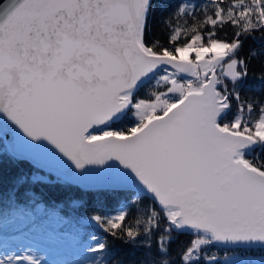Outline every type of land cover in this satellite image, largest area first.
Masks as SVG:
<instances>
[{
  "label": "snow or ice",
  "instance_id": "obj_1",
  "mask_svg": "<svg viewBox=\"0 0 264 264\" xmlns=\"http://www.w3.org/2000/svg\"><path fill=\"white\" fill-rule=\"evenodd\" d=\"M170 3L167 41L149 40ZM257 34L264 0H0V120L75 175L111 172L130 192L91 217L101 235L75 264H176L180 233L193 237L180 264H264V44L241 55ZM109 236L132 258L113 260ZM0 264L54 262L29 250Z\"/></svg>",
  "mask_w": 264,
  "mask_h": 264
},
{
  "label": "trees",
  "instance_id": "obj_2",
  "mask_svg": "<svg viewBox=\"0 0 264 264\" xmlns=\"http://www.w3.org/2000/svg\"><path fill=\"white\" fill-rule=\"evenodd\" d=\"M174 6V3H170L165 8L157 7L152 19L149 40L159 38L162 42L167 41L159 21L167 16ZM225 31L231 36V29ZM262 44L264 40L259 38V34L256 40L250 37L245 42L241 55L247 56L250 48H259ZM261 71V67L253 62L249 83L254 82V76ZM39 173L47 179L38 178ZM129 199V191H84L52 175L40 172L29 163L13 158L0 137V235L16 239L24 234L53 243L76 242L82 254L64 258L66 256L63 253L61 258L51 260L54 264H75L86 255H91L84 252V246L90 242L92 235H101V230L91 217L98 213L115 215L122 207L127 206ZM150 203L149 198H142V206ZM131 211L134 213L135 208ZM192 238L186 233L175 236L171 252L176 264H180L177 253L186 249ZM108 239L111 241L113 260L132 258L133 249L130 246L119 240L113 241L110 236ZM210 251L213 254L224 255L223 250L213 248Z\"/></svg>",
  "mask_w": 264,
  "mask_h": 264
},
{
  "label": "water",
  "instance_id": "obj_3",
  "mask_svg": "<svg viewBox=\"0 0 264 264\" xmlns=\"http://www.w3.org/2000/svg\"><path fill=\"white\" fill-rule=\"evenodd\" d=\"M13 129L14 126L6 118L0 120V137L9 154L15 159L25 161L37 170L60 178L84 191H128L111 172L93 171L85 176L75 175L71 168L51 160L43 153L27 148Z\"/></svg>",
  "mask_w": 264,
  "mask_h": 264
},
{
  "label": "rangeland",
  "instance_id": "obj_4",
  "mask_svg": "<svg viewBox=\"0 0 264 264\" xmlns=\"http://www.w3.org/2000/svg\"><path fill=\"white\" fill-rule=\"evenodd\" d=\"M41 172V171H40ZM44 173V172H43ZM47 174V173H46ZM41 179H47L39 173L37 176ZM12 232V231H10ZM23 237V239H21ZM42 240V241H41ZM41 244V245H39ZM31 250L32 253L38 255L42 259L46 258L45 261H51L56 258H61L62 254L68 258L72 255H81V251L78 249L76 242H50V240H43L42 238L27 237V235H21L18 238H5L3 234L0 235V252H6L7 254L12 253H24ZM61 261V260H59Z\"/></svg>",
  "mask_w": 264,
  "mask_h": 264
}]
</instances>
